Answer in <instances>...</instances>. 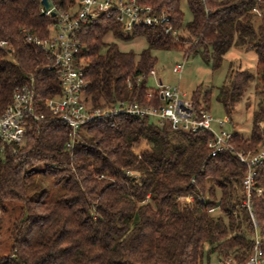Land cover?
<instances>
[{"label":"trees","instance_id":"16d2710c","mask_svg":"<svg viewBox=\"0 0 264 264\" xmlns=\"http://www.w3.org/2000/svg\"><path fill=\"white\" fill-rule=\"evenodd\" d=\"M50 1L56 12L76 7V0ZM136 1L166 11L173 28L188 35L184 56L200 53L213 71L232 47L255 53L256 75L230 68L218 91L228 118L253 85L264 96V14L252 12L256 6L261 10L262 1L186 0L191 14L186 25L180 0ZM40 3L0 0V43L6 44L0 47V115L17 89L33 85L46 120L28 132L24 146H0V207L20 205L8 232L9 253L0 264H203L213 256L219 264L244 263L256 241L264 257V159L255 176L261 194L250 196L252 220L243 206L244 167L233 153L212 157L207 133L120 118L113 127L96 121L73 134L44 109L45 99L60 95L59 83L44 53L24 40L47 38L56 22L54 15L40 13ZM109 34L122 42L144 38L146 48L136 57L106 44ZM178 39L160 28L125 33L114 20L91 21L79 35L84 101L92 107L144 102L156 64L152 52L179 49ZM197 90L194 105L209 108V93L201 102ZM232 144L243 153L264 144V102L252 113L249 138L233 132ZM38 175L59 186L56 199L46 200V191L37 195Z\"/></svg>","mask_w":264,"mask_h":264},{"label":"built area","instance_id":"2783aa9c","mask_svg":"<svg viewBox=\"0 0 264 264\" xmlns=\"http://www.w3.org/2000/svg\"><path fill=\"white\" fill-rule=\"evenodd\" d=\"M48 2L47 10L41 3L39 10L46 17H56V22L48 28V37L41 39L26 35L24 38L26 44L44 53L48 59L46 68L53 70L59 83L60 95L45 99L41 103L44 109L73 134L80 127L96 121L108 122L113 127L120 118L150 119L159 124H167L173 132L184 134L207 133V147L212 157L223 152L233 153L244 167L241 182L245 195L243 206L253 220L250 196L252 193L261 194V190L255 187V176L257 165L264 159V144L257 150L235 152L232 133L223 129L229 123V118L213 120L208 110L196 107L190 99H185L178 87L164 86L159 79L156 89H150L142 103L117 101L92 107L84 101L83 92L87 82L80 58L84 49L79 41L82 29L91 21L104 18L114 20L125 33L140 27L160 28L165 35L177 38L178 31L173 28L168 13L156 11L136 0H76L75 9L67 12H56L51 1ZM252 12L259 17L263 14L258 6ZM5 45L4 42L0 43V47ZM182 69L183 64H177L172 71L180 76ZM155 76V70H151L148 77ZM39 106L33 85L21 87L14 92L11 104L0 115L1 150L2 147L15 149L24 146L28 132L32 129L37 131L39 124L46 121L44 113L39 112ZM185 199L187 202L190 200ZM213 212L214 209H209V213ZM221 264H264V257L256 241L252 254L244 263H234L227 259Z\"/></svg>","mask_w":264,"mask_h":264},{"label":"rangeland","instance_id":"374dc122","mask_svg":"<svg viewBox=\"0 0 264 264\" xmlns=\"http://www.w3.org/2000/svg\"><path fill=\"white\" fill-rule=\"evenodd\" d=\"M180 10L183 13V25H186L191 20V14L186 0H180ZM261 12L264 14V0H262ZM177 35L179 39L176 42L180 45L179 49L171 51L157 50L152 52V55L156 58V64L153 69L156 72V76L147 78L146 87L148 89H156L157 80L160 79L164 86L171 88L178 87L181 94L184 95V98L190 99L192 102V94L195 90L199 89L197 92L201 93V95L199 94V100L201 102H205L202 99L203 94L209 93V106L206 104L209 108H205V105H203V108L209 111V115L213 120H223L227 116L222 105L217 101V95L219 89L225 82L227 72L230 68L234 70L241 69L256 75L255 53L253 51H246L240 47H232L224 56L221 66L213 71L211 65L202 58L200 53L184 56V51L189 47V43L186 42L188 41V35L182 31L181 33L178 32ZM104 42L106 44H117L121 51L133 52L136 57L146 48L144 38H136L130 42H122L109 34L104 38ZM177 64H183L180 76L172 71L173 67ZM262 102H264V96L257 95L253 85L246 93L243 101L237 106L236 113L231 116V119L229 118V123L223 129L227 133L234 132L245 139L249 138L252 113L257 110L258 103ZM35 185H37V195L46 191V200L56 199L61 192L59 186H54L50 178H45L41 175L36 177ZM31 193L28 194L32 195ZM19 214L20 205L17 203H8L4 206V209L0 207V257L9 253L10 242L8 240V232L12 221ZM203 264L219 263L213 256L210 257L209 261L204 258Z\"/></svg>","mask_w":264,"mask_h":264},{"label":"water","instance_id":"95a60500","mask_svg":"<svg viewBox=\"0 0 264 264\" xmlns=\"http://www.w3.org/2000/svg\"><path fill=\"white\" fill-rule=\"evenodd\" d=\"M41 5L44 7L45 10L49 8L48 0H41Z\"/></svg>","mask_w":264,"mask_h":264},{"label":"crops","instance_id":"0c3cea01","mask_svg":"<svg viewBox=\"0 0 264 264\" xmlns=\"http://www.w3.org/2000/svg\"><path fill=\"white\" fill-rule=\"evenodd\" d=\"M160 80V79H159ZM162 82V81H161Z\"/></svg>","mask_w":264,"mask_h":264}]
</instances>
